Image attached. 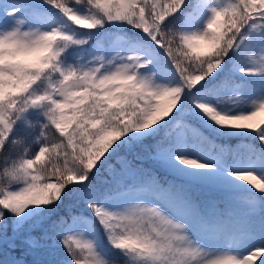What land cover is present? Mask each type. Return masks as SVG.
<instances>
[{"label":"snow or ice","instance_id":"snow-or-ice-1","mask_svg":"<svg viewBox=\"0 0 264 264\" xmlns=\"http://www.w3.org/2000/svg\"><path fill=\"white\" fill-rule=\"evenodd\" d=\"M0 264H264V0H0Z\"/></svg>","mask_w":264,"mask_h":264},{"label":"trees","instance_id":"trees-1","mask_svg":"<svg viewBox=\"0 0 264 264\" xmlns=\"http://www.w3.org/2000/svg\"><path fill=\"white\" fill-rule=\"evenodd\" d=\"M229 143L236 145V144H239L240 141L233 138L232 140L229 141Z\"/></svg>","mask_w":264,"mask_h":264},{"label":"rangeland","instance_id":"rangeland-1","mask_svg":"<svg viewBox=\"0 0 264 264\" xmlns=\"http://www.w3.org/2000/svg\"><path fill=\"white\" fill-rule=\"evenodd\" d=\"M235 139V138H234ZM237 140V139H236Z\"/></svg>","mask_w":264,"mask_h":264}]
</instances>
